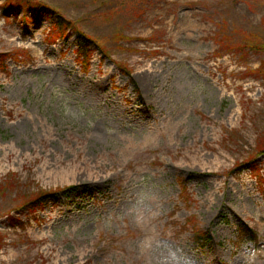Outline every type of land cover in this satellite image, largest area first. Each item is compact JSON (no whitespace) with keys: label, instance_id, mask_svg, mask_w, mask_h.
I'll use <instances>...</instances> for the list:
<instances>
[{"label":"rangeland","instance_id":"1","mask_svg":"<svg viewBox=\"0 0 264 264\" xmlns=\"http://www.w3.org/2000/svg\"><path fill=\"white\" fill-rule=\"evenodd\" d=\"M2 61L0 264H264V0H0Z\"/></svg>","mask_w":264,"mask_h":264},{"label":"trees","instance_id":"2","mask_svg":"<svg viewBox=\"0 0 264 264\" xmlns=\"http://www.w3.org/2000/svg\"><path fill=\"white\" fill-rule=\"evenodd\" d=\"M60 29H66L67 26V22L63 19H57L56 23H55ZM67 30V29H66ZM89 44H93L92 40L85 37L84 35L80 34L79 36V41H78V45H79V49L81 50L82 55L86 58L89 53H90V49H89ZM236 49H240V47L238 46ZM5 63H3V61L0 63V69L4 70ZM262 152L264 153V150H262ZM72 190H74L73 188H68V189H64L60 192H54V193H46V194H42L41 196H39L37 199H35L33 201V204L36 205H40V207H43L44 205H46L47 203L54 201V199L60 194H67L69 192H71ZM198 237H200V235H197ZM201 238H206V240H211V236L209 234H207L205 237H200ZM199 239V240H200Z\"/></svg>","mask_w":264,"mask_h":264}]
</instances>
